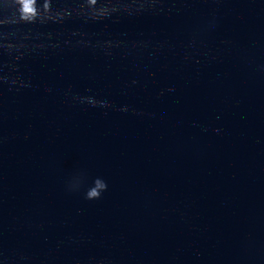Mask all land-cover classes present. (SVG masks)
Returning a JSON list of instances; mask_svg holds the SVG:
<instances>
[{
  "label": "clouds",
  "instance_id": "9594fccd",
  "mask_svg": "<svg viewBox=\"0 0 264 264\" xmlns=\"http://www.w3.org/2000/svg\"><path fill=\"white\" fill-rule=\"evenodd\" d=\"M103 187L105 188L106 185L103 184ZM88 195L90 198H93V197L98 198L99 197V193L97 192L96 189L91 190Z\"/></svg>",
  "mask_w": 264,
  "mask_h": 264
}]
</instances>
